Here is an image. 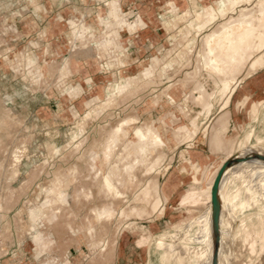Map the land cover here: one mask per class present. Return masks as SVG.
I'll return each instance as SVG.
<instances>
[{
    "label": "crops",
    "instance_id": "obj_1",
    "mask_svg": "<svg viewBox=\"0 0 264 264\" xmlns=\"http://www.w3.org/2000/svg\"><path fill=\"white\" fill-rule=\"evenodd\" d=\"M87 1L0 0V40H3L0 50L4 51L7 48L12 50L9 57L15 61V67L24 63L38 65V69L45 67L44 72H41L43 73L42 78L36 72L37 81L43 82L25 83L19 72L8 69L7 67L10 68V65L4 58L0 59V63L2 62L0 67V115L8 111L22 123V126L24 123L32 130L28 151L21 158L17 171L13 173L14 181L10 184V190L16 192V195H21V204L26 198L35 200L37 193L40 192V199L42 198L43 202L46 199L47 188L51 184L46 189H41V184L38 183L30 184L27 187L24 184L28 175L37 166L35 161L39 156H43L45 153H55L56 148L61 149L68 143L65 136L70 129L67 116L74 117L75 111L79 113L80 110H86L92 105L93 97L104 94L108 89L110 91V85L114 86L115 93L118 92L116 90V86L120 83L116 82L118 73L114 67L104 70L105 66L110 65L112 61L103 55L104 52L99 51L98 54L97 48L102 43H108V40L113 42V48L119 47L116 37L121 36L124 32L134 31L135 35L127 42L129 51L125 55L122 54L120 63H123L125 59L129 62L130 59L132 60L130 65H140L147 61L148 45L155 42L160 33L172 30H180V34L187 32L189 22L185 26L181 22L183 19L175 24H167V17L170 19L174 15L177 18L182 17V12L189 10L193 13V20L195 8H198L195 7V3L205 5L213 2V0H195V3L193 0H174L180 12L174 15H171L170 12L168 14L162 12L163 15H166L163 18V16H159L158 7L168 0H126L124 3L118 0L119 7L116 10L118 18L111 20L116 22L117 26L110 28L111 25L107 20L109 16H112L110 9L97 7L98 0H89V3ZM105 5L107 6V2ZM167 8L170 7L167 6L164 9ZM102 10L105 11L102 12ZM123 10L134 16V20L129 21L130 25L126 26V29H122L123 27L118 23L124 18L122 17ZM150 15L159 16V22L153 24L139 22L140 16ZM71 20L84 21L88 33H92L96 37L103 34L105 37L87 47L86 45L80 47V39H77L76 44L78 45L73 50L71 38L74 36V28L70 23ZM135 21L138 22L136 27H134ZM213 26H208L202 31L190 29L191 36L196 34L198 42ZM79 30L82 32L83 28L80 27ZM180 34L176 35L179 37ZM171 39L169 37V41ZM166 51L168 52L169 49L167 48ZM16 52H20L25 59L17 60ZM27 54H31L30 60L26 59ZM67 57L70 58L71 75L61 79L60 85L56 86L55 82L59 79L57 68ZM153 59L159 60L163 66L170 58L152 56L151 62ZM262 60L264 62V52ZM122 69L126 75L124 80L139 75L132 66L126 68L124 65ZM44 81H46L45 84ZM87 81L91 83L89 84ZM105 88L107 89L105 90ZM79 89L83 90L82 94L77 93ZM112 92L110 91V93ZM242 95H249L250 99L257 100L264 98V67L248 76L233 95L232 102L227 109L231 118L233 112L238 110L235 102L238 96ZM43 130L47 132L44 137H41L40 134ZM7 138L5 133L0 134V145H3L2 148L0 147V164L3 163V166H6L8 159L4 146L7 144ZM12 152L9 159H12ZM181 154V152L167 153L168 157L163 171L158 174L159 192L163 199V215L153 214L141 219L130 217L127 222L132 223L133 229L123 230L118 235L113 233L118 220H113L110 232L102 234L98 230L100 234L96 235L98 241H101L102 237L110 241L114 239L106 252L102 253L100 248L92 249L89 237L81 229V224L91 208L106 200L99 196L100 187L93 188L89 183L77 181L68 189L58 190L63 199L67 198L66 202L58 204L61 211L58 213L57 219L50 224L42 221H37L34 224L38 214L32 211L30 219L29 213L33 207L23 213L24 219L20 228L22 229V224L26 221L33 229L30 233L21 235V232L20 234L18 232L20 229L16 230L15 228L12 238L0 243V264H165L162 259L164 251L158 247V242L172 235L175 231L173 223L180 221V216L176 211L181 205V199L192 184V181L187 179L191 174L188 166L198 164L200 161L205 163V158L201 153L198 155V153L192 152L185 155V160L189 158L190 163L184 162ZM171 155H173V162L169 164ZM183 167L186 168L185 173ZM9 170L8 167L2 169L0 176L10 175ZM83 173L85 174V172ZM138 174L140 175V173ZM152 175L157 176V173ZM89 192L91 197L87 199L86 194ZM23 193L30 194L23 196ZM132 197L133 194H131ZM194 207V205H190V208ZM71 226L73 229H70ZM38 230L43 231L45 237L50 240L51 244L48 247L40 246L35 242V233Z\"/></svg>",
    "mask_w": 264,
    "mask_h": 264
},
{
    "label": "rangeland",
    "instance_id": "obj_2",
    "mask_svg": "<svg viewBox=\"0 0 264 264\" xmlns=\"http://www.w3.org/2000/svg\"><path fill=\"white\" fill-rule=\"evenodd\" d=\"M112 1L113 0H98L96 2L97 7H102V9L107 10L110 9L112 16H109L107 19L111 25L110 28H114L117 26L116 22H112L111 20L118 18L116 11L113 13L111 11L110 4L112 3ZM106 2L107 6L105 5ZM167 6L168 5L166 4L165 7ZM104 11L102 10V12ZM123 11L124 12L122 13V17L128 20V24L126 25L128 26L130 25L129 21L134 20V16L132 14L129 15L126 10ZM179 12L180 9L177 8V11L174 10L170 14L174 15L175 13ZM165 17L166 15L163 16V18ZM171 18L174 24L178 23L180 20L183 19L181 21L183 23V26L187 25L188 22L192 20L191 15L188 18H177L175 15ZM70 23L74 28V36L71 38V48H73V50L76 49L78 45L76 44L77 39H80V47H84L85 45L87 47L91 46L94 42L105 37V35L103 34L99 37H96L94 34L92 35V33H88L84 21L79 22L71 20ZM134 23L137 24L138 22L135 21ZM80 27H82L84 31L82 30L81 32L79 30ZM124 28L125 27H123L122 29ZM77 30H79L81 35L76 34ZM179 31L172 30L166 31L165 33H160L159 38L155 42H152L148 45V58H145L147 61L141 63L140 65H130V63L132 62V60L130 59L129 62L127 59H125L124 63H120V61L122 60V54L125 55L126 52L129 51V49L127 48V42L132 39V37L135 35L134 31L126 33L124 32L122 35L119 33L121 36L116 37V42L119 44V47L113 48V42L111 41L112 47L109 44V46H106L105 48L104 43H102L101 46L97 48L98 54L99 51H102L104 52L103 55L108 58V60L110 59V61H112L110 62V65L107 64V66H105L104 70L111 69V67H114L116 69L115 71L118 73L116 74V82L124 80V76H126L123 72L124 69H122V66L124 65L126 66V68L132 66L135 69L134 71L137 72V74L139 73V75L137 76L139 78L127 90V92L118 91L113 95H110L109 93L110 91H113L114 86L110 85L109 87L108 83L107 85L110 88V91H108V89L104 92V94L100 95L101 99H94L91 103L92 105H90L84 111L80 110L79 113L75 111L73 113L74 117L67 116V121L69 122L70 129L65 136L66 140H68V143H66V145L58 151H56L55 149V153H45L43 154V156H39L38 159L35 161L37 163V166L34 169V175L33 172L29 174L27 178L28 183L27 181L25 182V187L30 184L38 183L41 184V189H46L48 185L51 184V186L47 188L46 199H44V202L42 198L40 199V192L37 193L38 195L35 197V200L31 198H26L24 199V203L21 204V195H16V192L10 190V184L13 183L15 178L13 176V173L17 171V168L20 163H15L14 158L12 157V159H9V157H11L12 149L15 146L21 147V149H18L19 154L17 153L20 159L27 153L28 146L31 142L30 134L32 130L30 129V127H27L24 123L22 126V123L18 119H16L14 115L9 114L8 111L0 115V134L5 133L8 137L7 144L4 145L8 155V161L6 160V166H2L1 169H4L5 167L10 168V175L0 176V243H3L9 238H12V235L15 232V228L16 230L20 229L18 232L19 234L21 232V235H25L32 231L33 228H31L30 223L26 221L23 222L22 229L20 228L21 222L24 219L23 213L31 207L33 208L30 210L29 213L30 219L32 211H35L36 214H38L35 218L34 224L37 221H42L43 223L49 224L55 221L57 219L58 213H60L61 211V209H59L58 204L66 202L67 198L66 197L65 199H63V196L59 194L58 190L68 189L77 181L89 183L93 186V188L100 187L102 174L97 175V172L94 170V158L97 155L102 156L101 146L103 145V142L106 141L107 136L111 131V128H113V126L118 123L121 119L125 118V116H135L138 118V122L136 124L134 123L131 128H134L140 125L142 122L151 119L158 125V127H161L163 133L168 136L173 135L175 133V129L179 125L189 124V122H191L192 117L195 114L194 110L197 109V107H192L191 109V107L187 106L186 104L190 103V100H188L187 97L190 93L193 92L194 82L197 79H200L205 83L206 87L210 92L213 91L214 85L212 79L208 76L207 72L203 71L202 69L198 72L196 70L195 63H193L196 61V54L201 48V40L198 42L196 41L194 45L195 48H193L190 55L188 56L189 59L193 61L191 62L192 64L187 63L190 66L186 65V63L174 64L167 75H163L161 77L155 76L152 79L140 77L141 69L151 63L152 56H158L161 58L166 57V59L170 58L169 60H171L176 55V53L183 47L182 44H184V41L182 40V37L184 32L180 34ZM176 34H180L179 37ZM169 37L172 38L170 41ZM2 42L3 40L1 39L0 44ZM167 48L169 49L168 52L166 51ZM1 50L0 59L4 58L6 63L10 65V68L6 66L8 69H12V71L19 72L21 78L23 79V82H43L41 80L37 81L38 77H36V72L39 74L40 78L43 77V73H41L44 72L42 70V67H39L38 69V65H33V63H24L15 67V61L9 57L11 53L10 51L12 50L8 48L4 51ZM26 57V59L30 60L31 54H27ZM15 58L21 61L25 59L24 56H21L20 52L15 53ZM66 60L70 61V58L67 57L64 62L60 64V66L57 68L59 73V79L55 82L56 86L60 85V71L63 65L65 64ZM1 66L2 62L0 63V67ZM193 70L194 72L196 71L195 75L190 74V72ZM255 71H252L250 75L253 74ZM70 75L71 72H69L68 76ZM190 76L192 79H190ZM45 83L46 81H44V84ZM239 86L234 88L232 93L229 95V106L232 102L233 95L235 94ZM106 89L107 88H105V90ZM77 93L82 94L83 90L79 89L77 90ZM248 98H250L249 95L238 96L235 102L237 105L236 108L238 110L233 112L232 118L230 117V113L227 111L228 108L223 111H214L213 117H218L222 114H226V116L222 120V123L217 125V130L225 139L229 140L235 139L238 141H242L246 135V128L250 125H256V132L253 138L251 139V145H253V149L256 155L263 157L264 140H258V136H264V122L261 119L256 122L253 120L250 113V107L251 101H261V108L264 110V98L260 100H247ZM95 108L97 109L96 118L85 116L89 111H92ZM182 109L185 110L186 113H184ZM213 117L208 120L207 124L209 125V127L207 129L204 139H202L203 127H201L199 128L198 132L193 135V137L191 136L186 143H182L178 148L174 149L173 141H168L167 146L158 149L157 152L165 153L166 155L169 152H172L173 154L176 152H181V155L184 158V162L187 161L185 160V155L190 154L192 152H196L198 153V155L201 153L203 154L202 156L205 158V163L203 161L199 162L202 171H205L208 174H212L215 171L219 175L223 173L224 170H226L228 174L230 173L228 177L230 180L227 181L226 186L228 192L227 194L232 193V191L237 188L241 189L239 197L236 199V212H234L233 221L231 222L230 216H227L221 221L220 219H218V222L213 224V215L205 216L206 211L209 208V205L207 204L208 199L206 196L196 198L192 196L194 198H192V200H187L189 197L184 200L183 197L180 202L181 205L176 211L177 214L180 216V221L177 223H173V226L175 228L174 233L172 235H169L167 239H161L158 242V247L164 251V255L162 258L163 262L165 264H179V261H177L176 258L179 250L175 249L171 256L166 257V250L165 247L162 246V242L172 246L178 243L183 246L185 245L186 248H189V250H186V253H189L184 255L185 258L183 261H180L182 264H264V247H262V244L260 242L259 231L254 225L260 222H264V180H260V184L254 188L247 186L248 179L252 177V172L258 167V164H252L251 166L241 165L239 167H233L231 169L228 168V163L230 162V156L228 155V151L214 149L211 144L212 126L214 121ZM160 119H165L166 124L162 123ZM203 119L205 118H200L202 122L204 121ZM46 132L47 131L44 130L41 131L40 136L44 137V134ZM49 135L51 134L49 133ZM127 139L128 137L125 138L124 141H126ZM124 141L119 142L117 144L118 146H116L117 149L114 153L115 155L113 156L112 163L109 167L112 170H116L117 167L121 166L120 157H122L123 155H131V153L121 151ZM2 146L3 145L1 144L0 147L2 148ZM16 147L14 149H16ZM183 152L185 153V155L183 154ZM152 157L154 158V156ZM167 157L161 165H159L158 167H156V169L152 171L151 174H145L146 171H144L141 166L137 167L135 170L137 181L135 180L133 183L129 184V186L124 190L125 193L123 194V198L119 200H114L110 196L104 197L99 192L100 198L106 200L103 201L101 204L106 202H113L117 213L112 219H109V221L106 219L108 222L106 220V222L102 220V222L104 221L102 223L100 220L99 222H96V220L94 221V223L92 222V225L90 221L92 216H89L92 215L91 213L93 209L91 208L89 214L85 217L83 223L81 224V229L84 230L87 236L89 237L92 249L100 248V251L102 250V253H104L107 251L108 247L110 246V243L114 242V239L110 241L104 237H102L101 241H98L96 239V235L97 233H99L98 230L102 234L110 232V227L113 220H118V224L115 226V229L113 231L114 235H118L123 230L133 229L132 223L127 222V219L130 217H137L134 215L126 216L131 209H133L134 207H143L147 204L146 207L149 208L147 209L152 210V201H148V203L146 201H143L142 203V200L137 199V196L139 197V193L143 191V189L146 187L150 180L156 179L159 181L158 174L163 171ZM172 162L173 155H171V158L168 163L171 164ZM13 163L16 166V169L12 167ZM188 167L190 169L189 172H191V174L187 178L189 179L188 181L191 180L192 183L197 184V181L195 179L200 177L202 178V181L200 184H197V187H206L207 181L205 179V174L202 172H198L196 167H194L193 165H189ZM70 168L76 169V173L74 179L70 181V184H68L69 187L58 186L61 188L56 189V191L54 192L53 188L55 185L53 183L57 169L58 171H69ZM101 171L104 173L107 171V168H103ZM183 171L184 173L186 172V170ZM83 172H85V174ZM138 173H140V175ZM154 173H157V176H153L152 174ZM30 176L32 180L30 179ZM111 179L114 181V183H119L112 176ZM187 193L185 196L188 195ZM28 194L30 193H23L22 195L26 196ZM131 194H133L132 198ZM89 197L86 194V198L89 199ZM243 201H247L250 206H240V203ZM35 202H37V204H35ZM149 202L151 203V205L149 204ZM190 205H194L195 207L190 208ZM97 206L98 205H96L95 207ZM160 207L163 208V202L161 203ZM162 208L159 209L160 211L163 210L162 212L155 211L154 213L144 217H149L153 214L161 216L164 213V208ZM120 211L124 213L123 216ZM248 214L251 217L249 220V224H251L249 232L240 230L241 226L239 224ZM88 220L89 224L91 223L92 227L87 224ZM87 225L91 227V229L93 228L91 233H89L90 230L88 231V229L90 228H88ZM214 226L219 229L218 233H215ZM33 227L35 228V226ZM70 229H73V227L71 226ZM45 238L46 237L43 231L38 230L35 233V242L38 243L40 246L46 244L47 246L44 245V247H48L51 242L50 240ZM148 243H150V241H148ZM217 246L219 247L217 248Z\"/></svg>",
    "mask_w": 264,
    "mask_h": 264
},
{
    "label": "bare ground",
    "instance_id": "obj_3",
    "mask_svg": "<svg viewBox=\"0 0 264 264\" xmlns=\"http://www.w3.org/2000/svg\"><path fill=\"white\" fill-rule=\"evenodd\" d=\"M121 1L124 3L126 0ZM193 1L194 3L196 2L195 0ZM165 3L170 8L164 9L166 5ZM118 7V0H113L110 4L112 13L115 12ZM195 7L198 8H195L193 20L189 21L188 28L186 29L187 32L183 33L182 40L186 41L183 42V47L171 60L167 62V64L163 66L159 63V60H153L149 65L143 68L140 77H146L148 79H152L155 76L161 77L163 75H167L174 64L186 63V65H188L193 62L188 56L193 48H195L194 45L197 40V35L195 34L194 36H191L190 29H198L199 31H202L208 26L214 25L213 28H211L209 32L205 33L202 37L200 45L201 48L196 54V61L193 62L195 63L196 70L198 72L202 69L203 71H206L208 76L212 79L214 83L213 91L210 92L205 83L200 79H197L194 82L193 92L187 97V99L190 100V103L186 105L190 106L191 109L192 107H197V109L194 110L195 114L189 124L179 125L175 129V133L171 136L165 135L161 130V127H158V125L151 119L142 122L134 128H131V126L138 122V118L135 116H125V118L116 123L113 128H111L106 141L103 142V145L101 146L102 156L97 155L94 158L93 168L97 172V175L102 174L99 192L104 197L110 196L114 200L123 198V194L125 193L124 190L129 186V184L133 183L137 179L135 170L139 166L146 171V173L144 172L145 174H151L152 171L161 165L167 157L165 153H158L157 151L158 149L167 146L168 141H173V147L176 149L182 143H186L191 136L193 137V135H195L201 127H203L202 139H204L209 127L207 124L208 120L214 116V111H223L227 109L229 107V95L232 93L233 89L239 86L252 71L264 67V62L262 60V54L264 52V0H213L211 4L198 5V3H195ZM177 8L178 6L174 0H168L158 7L159 16H164L162 12L168 14L169 12L172 13L174 10L177 11ZM182 13V18H188L190 15H193V13L189 10ZM159 16H140L139 22L157 23L159 22ZM118 23L121 27H126L128 24L125 18ZM166 23L173 24V21L170 18H167ZM134 27H136V23L134 24ZM76 34L81 35L79 30L76 31ZM109 44L112 47V42L110 40H108V43H104V47L106 48ZM70 68V61L66 60L60 71V80L65 79L68 76L69 72H71ZM44 69L45 67H42L43 71ZM195 72L193 70L190 74L195 75ZM138 78L139 77H128L126 80L120 81V83L116 86V90L127 92V90L137 81ZM190 79H192L191 76ZM87 83L90 84L91 82L87 81ZM115 92L116 91H113L109 94L113 95ZM94 99L101 98L100 96H96L92 98V100ZM249 99L250 98L247 100ZM261 107V101H251L250 113L255 122L260 119L264 122V110ZM96 112L97 109L95 108L92 111H89L85 116L96 118ZM183 112L186 113L185 110H183ZM225 116L226 114H222L218 117H213L214 121L211 140L212 147L217 150L228 151V155L230 156V162L228 163L229 169L239 167L241 165L251 166L252 164H258L257 166L259 168L257 167L254 169L252 177L248 179L247 186L254 188L260 184V180H264V156L262 157L256 155L253 145H251V139L256 132V125H250L246 128V135L242 141L225 139L217 130V125L222 123ZM201 117L205 118L203 119V122L200 120ZM160 120L162 123L166 124L165 119ZM127 137L128 139L124 141ZM258 140H264V136H258ZM121 141H124L121 151L131 153V155H123L120 157L121 166L117 167L116 170H112L109 167L112 163L113 156L115 155L114 153L117 149L116 146H118L117 144ZM19 148L21 149L19 146L16 147V149L12 152V157L14 158L15 163L18 164L21 162L18 155ZM58 150L59 149L56 148V151ZM183 154L185 155L184 152ZM152 156H154V158ZM187 161L190 163L189 158H187ZM0 166H3V163L2 165L0 164ZM14 166L15 165L13 163L12 167L16 169V166ZM193 166L196 167L198 172L205 174L207 186L197 187V184H200L202 181V178L198 177L195 179L197 184H191L187 193L188 195L184 196V200L188 197L189 198L187 200H192L193 197L196 198L206 196L209 208L206 211L205 216L213 215V224L218 222V219L221 221L227 216H230L232 222L234 212H236V199L239 197L241 189L237 188L232 191V193L227 194L228 192L226 186L227 181L230 180L228 178L230 173L228 174V172L224 170L220 175L215 171L212 174H208L201 170L199 163L193 164ZM103 168H107V171L104 173L101 171ZM183 170H186V168ZM75 173L76 169L74 168H70L69 171H58L57 169L53 183L55 185L53 191L55 192L56 189L61 188L58 186L67 187L68 184L71 183L70 181L74 179ZM109 174L119 183H114ZM25 185L26 184H24V186ZM87 196H91L90 192ZM137 199L142 200V203L143 201H146L147 203L148 201H152V210H148L149 208L146 207V204V206L143 207H134L127 213V215L125 214L126 216L134 215L138 219H141L144 216L154 213L155 211H160L159 209L162 208L160 205L163 202V199L159 192V181L156 179L150 180L143 191L139 193V197L137 196ZM150 202L149 204L151 205ZM240 204L242 207L250 206L247 201H243ZM92 209V215H89L92 216L90 220L91 223H94L96 220V222H99V220L102 222V220L105 221L106 219L109 221V219H112L117 213L113 202H106L95 208L93 207ZM123 214L124 213H122V216ZM250 218L251 217L248 214L239 223L241 226L240 230L249 232L251 225L249 224ZM91 223L89 224V220L87 221V224L92 227L93 223L92 225ZM254 225L259 231L260 242L262 247H264V222ZM89 226L88 228L90 229H87L88 231L90 230L89 233H91L93 228L91 229ZM214 228L215 233H218L219 229L216 226H214ZM44 245L47 246L46 244ZM162 246L165 247L166 257L171 256L175 249L179 250L176 256L179 264H182L180 261L184 260V255L189 253H186V250H189L188 247L187 249L185 245L183 246L178 243L172 246L162 242ZM219 246H217V248Z\"/></svg>",
    "mask_w": 264,
    "mask_h": 264
}]
</instances>
